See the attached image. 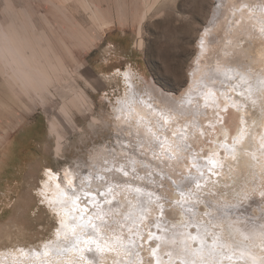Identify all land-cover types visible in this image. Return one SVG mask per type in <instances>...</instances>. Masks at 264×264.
<instances>
[{
  "label": "rangeland",
  "instance_id": "obj_1",
  "mask_svg": "<svg viewBox=\"0 0 264 264\" xmlns=\"http://www.w3.org/2000/svg\"><path fill=\"white\" fill-rule=\"evenodd\" d=\"M52 1L57 6L41 3L39 6L34 4L29 7L28 0H10L9 4L14 7L15 13H18V17L14 18L15 21H26V9L29 13L35 10V16L31 22L46 28L53 36L51 39L54 43L51 50L52 58L58 57L62 66L71 71L73 80H75L74 87L85 92L86 100L77 103L66 112L61 108L62 96L66 95L62 86H49V93L46 91L38 93L25 91L20 86H18L20 90H17V93L12 92L9 90L7 82H11L13 87L16 85V89L17 83L12 81L13 76L0 62V160L2 156H4V161L7 159L8 148L13 144L12 151L15 153L12 164L9 165L5 161L1 167L0 162V255L30 252L31 250L35 253L37 248L38 250L40 248V253L46 258L42 252L45 248L44 243L52 242L50 240L53 239L57 242V237L54 235L60 228L59 221L56 219L57 215L51 214V206L40 203L41 200H38L37 194L46 167L51 168L59 175L62 185L66 173L70 172L75 180L74 191H79L84 187L89 192H105L106 196H98L97 199L102 202L99 204L100 217H103L107 222L116 221V218L110 213H106L105 209L101 210V206L106 205L107 201L117 200L114 199V196L117 197L120 193H125L127 199L137 204L135 189L139 188L145 197L149 192L153 193V201L158 196H162L166 201L163 215L167 225L166 231L161 233L168 232L169 234L182 223L209 224V216L204 215L205 212H209L214 218L209 224V233L206 237L209 245L212 239L216 238L215 235L220 233V228L227 229L233 237L239 235L237 237L242 242L243 240L247 242L248 239L255 242L261 235L264 236V199L260 196V191H264V166L261 168L256 165L257 170L253 166L252 172L246 170L244 161L250 154L252 146L250 142L253 140L254 134L250 137V133L252 134L253 131L252 128H247V132L245 131L247 134L240 136V130L232 127L233 120L229 102V104L227 101L222 102V105L224 107L227 105L228 108L226 106L223 110L220 124L225 125L226 123L230 127L232 135L230 138H226V143L229 142L231 147L233 141L236 140L235 152L226 154L224 149L219 146L220 143H225V139H219V141L221 140L219 142L210 138L207 130L211 128L212 124L209 119H206V115L196 120V126H183L184 133L196 129L191 133L192 138L190 139L192 140L185 139L184 134L179 135L184 137L185 142L182 138L178 141L188 145V149L184 150L186 154L190 152L193 157H198L203 161V158L208 156L209 147L216 146V148L220 147L219 151L226 159H230L231 162L235 160L237 163L238 168L233 173L236 176L232 174L231 177L228 172L223 177L221 173H218V176L213 175L210 179L200 181V188H197L195 182L191 183L190 188L183 187L180 182L189 174L190 169L183 170L173 163L169 164L167 159L163 158V153L169 152L168 149L166 150L170 144L169 137L174 138L171 129L165 123V117L156 115V120L153 121L157 129L154 131L151 128L153 121L149 123L150 126L146 127L145 125L144 130L136 127L130 119H125L123 122L125 124L120 123L121 121L118 122L121 115L119 110L123 105H116L117 99L123 102L125 99H130L132 95L139 103L146 99L147 103H153L159 108L165 105L168 99L172 98L173 101L180 99L191 91L194 93L191 92L192 95L198 97L199 93L201 95L205 92L204 90L207 91V87L204 88L196 83L194 85V81L203 75L208 77V70L214 69L215 71L218 65L222 70L227 66L231 68V64L226 63L227 60L219 59L223 49L216 43V39L225 37L227 34L230 37L233 34H231L232 27L230 26L235 24L234 21L236 24H240L239 22L242 20L234 18L231 11H228L229 15L215 21L216 13L220 8L219 3L224 1V7L232 9L234 4L231 0H160L141 22L139 10L143 9V3L152 5L154 0ZM254 4L258 6L257 3ZM87 6L96 9L103 25L91 20L86 11ZM7 9L6 1L0 0V21L2 22H9L12 19L10 15L7 16ZM136 9L139 11L137 14L134 11ZM252 14H249L251 20H256L253 21V24L256 25L253 27H257L259 20L264 21V18H256L257 14ZM253 29L252 34L247 37L240 35L241 49L247 51V55L250 57L248 59L243 57L241 65L252 63L251 66L256 67L255 69L259 71L255 70V72L264 78V27L260 28L261 30ZM138 30L139 34H137ZM140 40H142V46L138 47ZM61 41L66 42L67 47L70 46L68 47L70 52L64 51V47L59 44ZM203 42L211 43L201 45ZM239 56H241L240 51H230L228 57L233 59ZM212 61L216 66H212ZM121 67L124 71L117 73L115 70ZM260 67H263L262 71ZM124 72H127L128 75L125 76ZM139 72L143 74H139ZM52 73L60 75L61 69L57 74ZM240 76L243 77V75ZM234 79L236 78L234 77ZM225 80L227 83L221 85L220 91L222 92L223 88L226 89L225 86L229 87L232 84V77H225ZM65 87H67L66 84ZM237 89H240V92L234 91L233 94L236 93L239 100L243 98L242 101H244H239V103H245L242 107H245L246 110L250 109L248 110L250 111L249 115H254L256 122L259 113L261 116L264 115L262 113L264 108H260L257 102V97L261 94L250 95L257 102H254L251 97L254 105L249 99V95L247 96L244 85ZM241 90L246 94L242 95ZM215 91V94L221 96L222 92L219 93L220 91L217 89ZM225 92L231 94L227 89ZM213 93H210V98H216L215 101L211 100L216 102L213 104L217 105L218 98ZM263 95H261V99ZM246 103L251 107L248 108ZM140 104L142 107H146L143 102ZM148 108L149 106H147ZM258 108L260 112L257 110ZM231 109L233 108L231 107ZM245 109L244 111H246ZM132 112L134 111L132 110ZM155 112L157 113V111ZM249 131L251 132L249 133ZM197 133L203 135L202 140L204 145L207 144V148L200 147L201 150L192 143L193 139L198 136ZM154 134L160 136L161 142L164 143L163 148L153 146ZM249 138L251 141L248 140ZM203 154L205 155L203 156ZM172 156L175 160L173 153ZM181 160L188 163L190 161L186 158ZM124 172H127L128 175L125 176ZM192 175L195 176L197 173L193 170ZM177 185L183 189V195ZM64 186L67 187V185ZM8 189H11L10 192ZM69 191L74 192L72 189ZM238 193H247L250 197L243 201L247 209L246 212H223L222 209L225 205L236 203L235 197ZM182 200L183 204L176 203V201ZM153 208L160 218L161 211L158 204L146 205L144 211L151 212L154 211ZM10 221L15 223L18 228L14 227ZM187 229L193 230L194 233L196 231L195 228ZM233 230L237 232L234 233ZM220 234L225 235L222 232ZM252 242L249 241L248 244ZM138 244L141 245L139 242ZM29 247L30 249H28ZM244 248L248 249V247ZM33 252L31 251V253ZM101 253L103 252L90 254L99 257ZM98 257L97 263L99 264ZM163 258L168 261L167 253L163 255ZM171 258H174L173 264H179L178 258L173 255ZM38 259L36 258V261ZM145 259L148 257L146 256ZM77 261L80 262V260ZM44 263L47 264L46 261Z\"/></svg>",
  "mask_w": 264,
  "mask_h": 264
},
{
  "label": "bare ground",
  "instance_id": "obj_2",
  "mask_svg": "<svg viewBox=\"0 0 264 264\" xmlns=\"http://www.w3.org/2000/svg\"><path fill=\"white\" fill-rule=\"evenodd\" d=\"M5 1L8 4V9L6 11V14L8 17L10 15L12 17V19L9 22L0 21V62L3 65V67L8 70L9 74L11 76H13L12 81L17 83V89H16V85H14L15 87H13V84H11V82H7L9 90H11L12 92H16L17 90H20L18 88V86H20L25 91H34L37 93L39 91H46L49 93V89H48L49 86H54V87L62 86L64 88V91H66V95L62 96L63 102H62L61 108L63 111H66V112L71 107H74L77 103H82L83 101H85L86 100L85 92L78 87L77 88L74 87V85H73L74 84L73 82L75 80H73V77H72L73 75H72L71 71L67 70V68L65 66H62V64L60 63V59L58 57H56V59L52 58L53 52H51V50L54 47V43L51 39L53 38V36L51 34H49V32L46 28H42V26L40 27V26L36 25L35 23L31 22V19L35 16V12H34L35 10L32 11V13L31 12L29 13L28 9H26V11H25L26 16H27V18H25V19H27L26 21H24V22L15 21V19L18 17V15H17L18 13L16 14L14 11V7L11 4H9L10 0H5ZM65 1L69 2L70 0H65ZM159 1L160 0H154L152 5H148L147 3H143L144 6H143V9H141L142 11L139 10L140 11V14H139L140 22L146 18V16L149 14V12H151L155 8V6L159 3ZM251 1L252 2L254 1V2L252 3ZM231 2L234 4V7L232 9L225 8L224 7L225 6L224 1H222L221 4L219 3L220 8L218 9V12L216 13V20L215 21L219 20V18H221L223 16L229 15L228 11H231V15L234 16V18L237 17L239 20H242V22H239L240 24H236V22L234 21L235 19L233 18L234 19L233 21L235 24H232L230 26V27H232L231 34L232 33L233 34L232 35L229 34V35H231L230 37L227 36L228 34L227 35L225 34L226 35L225 37H222V38L217 37V39H216V43H218L219 46H221L223 49L221 51V57H219V59L221 58L222 61L227 60L226 63L229 62L233 67L230 65L231 68H229L227 66V68L223 67L224 70H222L221 67H219V65H218L216 67L217 70L215 69L216 72L214 71V69L208 70L209 71L208 77H204V75H203V77L200 76L194 81V85L196 83V84L202 85V87H204V88L207 87L208 92L206 90H204L205 92L201 95H200V93L199 94L197 93L198 97H195L194 95H192V93H193L192 91H191L192 93L189 92L191 94H189L187 92L188 94L185 96L181 95L182 97L180 96L181 97V98L179 97L180 99H175L174 101L172 98L168 99V101H166L165 105H162L159 108L156 107L157 105L155 106L153 103L152 104L149 102L147 103L146 99L145 100L141 99V100H143L141 102H143V104H145V106H146V107H142L140 104L141 102L139 103L138 100L136 98H134V96L131 95L130 99H134V101H135L131 106V111L130 112L124 111V110H122V107H121L119 110L121 115H120L118 122L121 121L120 123L125 124V123H123L124 120L130 119V121L132 120L136 127L140 128L141 130H144L147 127V125L150 126L149 123H151V121L156 120V117H157L156 115L158 114L162 118H164V117L166 118L165 123L171 129V133H173V134L175 133L177 135L184 134L186 136L185 139L187 138V140H188V139L192 138L191 133H192V131H195L196 129L189 131V133L188 132L184 133L183 132L184 131L183 126L184 125L187 127H188V125L191 127L196 126L197 125L196 120L201 118V117H205V115H206V117H207L206 119H209L210 123L212 124L211 128L207 130L208 133L210 134V138H214L215 140H218V141H219V139H222V140L225 139V142H226V138H228V137L230 138L231 137L230 135H232V132L230 131V127L226 123H225V125H221L220 120H221V117L223 114V110L227 106V105H225V107H224L222 105V102L227 101V103L229 102L230 106L233 108V109H231V107H229L230 108L229 110H231V115H232V120H233L232 127L238 129V131L240 130L239 135L241 136L242 134H247V133H245L247 128H249V129L252 128L251 130L253 131V133L251 134L250 133L251 131H249V133L251 135L250 137H252V135L254 134L253 138H252L253 142L250 140V138L248 139L251 141L250 143L252 144V146L250 148V154L246 156V160L244 161L246 168H247L246 170L251 171L253 166L255 167L257 165L261 168H263V166H264V147H262V146H264V123H263L264 115L262 114L263 116H261V113H259L258 118L257 119L255 118L256 119V122H255L254 117H253L254 115L253 116L249 115L250 111H248V110H250V109H248V108L251 106L247 104L248 101H246L247 102L246 104L248 105V108H247L248 110H246L245 107L244 108L242 107L243 104H245V103H243V104L239 103V101H242L243 98L241 100H239V98L236 96V93L235 94H233V93H234V91L235 92L237 91V93L240 92L239 91L240 89H237V87L240 88L242 85H244L246 90H247V96L249 95V97H250V98L248 97L249 99H251V97H252L250 95L255 96V95H259V94H261V95L264 94V78H263V76L261 77L259 75V73L257 74L255 72V70H257V69H255L256 67L253 68L251 66L252 63L251 64L244 63V64H247L244 66L241 65V62H243L242 61L243 57H246L247 59L250 57L247 55V51H244L241 49L242 48V42L239 41L240 35L247 37V36L252 34V32L254 31L253 28H255V29L257 28L259 30L260 28L264 27V21H261V20H259V22H258L259 25L257 24V27H253V26H256L253 24V21L255 19L252 21L250 18V15H249V14L255 13L254 15L257 14L256 18L257 17L264 18V0H231ZM41 3L42 4L47 3V4H51L53 6H57L52 0H28L27 5L29 7L31 5H34V4L36 6H39V5H41ZM254 3H257L258 6H256ZM67 6H69V5H67ZM29 7H27V8H29ZM86 11L94 23L98 22L100 25H103L102 19L99 18L98 14L96 12V9H93L92 7L87 6ZM134 11H135V14H137L139 12L138 9H136ZM230 20H231V18H230ZM90 24H92V23H90ZM229 28H227V30L230 32ZM90 29H91V27H90ZM87 31L90 32L89 30H87ZM139 33L140 32L138 30L137 34H139ZM140 36H141V34H140ZM209 39H210V37H209ZM202 41H203V39H202ZM216 43H215V45H216ZM59 44L64 47L65 52H70V50L68 48L70 46L67 47L66 42L61 41ZM204 44H206V42L205 43L203 42V44H201V45H204ZM212 44H213V42H212ZM141 46H142V40H140L138 42V47H141ZM215 47H217V46H215ZM206 49H208V47H206ZM206 49H205V51H208ZM209 50H211V49H209ZM230 51H240L241 56L232 59V58L228 57L230 54ZM203 55H204V53H203ZM198 62H199V60H198ZM221 63H223V62H221ZM226 63H225V66H226ZM229 63H227V64H229ZM221 65L224 66L223 64H221ZM212 66H216V64H214V62H213ZM198 67H200V66H198ZM260 68L262 71L263 67H260ZM60 69H61L60 75H55L54 73H52V72H55L57 74L58 70H60ZM200 69H201V67H200ZM208 69H210V68L208 67ZM253 69H254V71H253ZM44 70H46V71L44 72ZM257 72H259V71L257 70ZM140 73H142V72H139V74ZM142 74H141V76H142ZM230 75H232V76H230ZM240 75H243V77ZM225 77L226 78L232 77V84L230 83L231 85L229 87L225 86L227 91L231 94H227V92H225L226 89H224V88L222 89L223 92L220 91L221 87L223 85H225L224 84L226 82ZM234 77L236 79H234ZM240 77H242V78H240ZM71 81H72V83H70ZM212 82H213V84H212ZM241 83H242V85H241ZM65 84L67 85V87H65ZM198 87L200 88V86H198ZM196 88H197V85H196ZM209 88H211V89H209ZM214 88L217 89L218 91H220L219 93L222 92L221 96L215 94L216 91ZM249 89L251 91H249ZM241 91L243 92V90H241ZM195 92H196V90H195ZM210 93H213V95H215V97L217 95V98H218L217 99L218 100L217 105L213 104L216 102H213V100H211L214 98H210L211 97ZM243 94H246V92L245 93L243 92L242 95ZM261 95H259L260 97L256 96L258 99L257 102H258V105L260 106V108L261 107L264 108V98H263L264 95L262 96V99H261ZM245 99L247 100V98H245ZM252 99L254 100V97H252ZM252 99H251V101H252ZM159 100H161V99H159ZM215 100H216V98L214 99V101ZM254 102H256V101L254 100ZM254 102L252 101L253 104H254ZM262 102H263V104H262ZM258 105L256 104V106H258ZM147 106H149L148 109H150V110L147 109ZM227 108H228V106H227ZM244 109L246 111H244ZM132 110L134 112H132ZM154 110L157 111V113ZM257 110L260 112L259 108ZM262 113H264V112H262ZM141 119H144L145 123H143V124L138 123ZM154 121H153V124H151L152 125L151 128L153 129V131L157 129L156 125L154 124L155 123ZM223 124H224V122H223ZM145 125H146V127H145ZM126 126H128V125H126ZM133 128H134V126H133ZM187 129L189 130V128H187ZM205 131H206V129H205ZM201 133H203V132H201ZM145 134H147V133H145ZM245 136H248V135H245ZM202 137H203V135L199 133L198 136H196L193 139V142L191 141L195 145V147H196V145L199 148L200 147H203V148L208 147L207 144L204 145ZM161 138H163V137H161ZM169 139H170V144L169 145L167 144L168 148H166V150L168 149L171 154L173 153L175 160H173V159L169 160L167 158V156L164 155L165 152L163 153V158L167 159L169 164L171 163V165H172V163H173L176 166H178L179 168H182L183 170L192 169L191 159L193 158V156L191 155V153L189 152L188 154H186V153H184V150H180V151L176 150L178 146L186 145V144L182 143V141L180 143V141H178V139L173 138L172 136H170ZM182 139L184 140V137ZM190 140H192V139H190ZM241 140H240V142H241ZM184 142H185V140H184ZM188 143H189V141H188ZM250 145H248V146H250ZM13 147H14V144L8 148L9 149L8 156H7V159L5 160L9 165L13 163V160L15 158V153L12 151ZM219 150H221L220 147H218V148H216V146L214 148L209 147L208 155L212 154L218 163L223 164L222 169L217 168V172L221 173V176L224 177L227 175L228 172H230V176L232 177V174L235 173V170L238 168L237 163L235 160L231 162L230 159H226L225 156H223V154L220 153ZM238 152H239V150H238ZM226 154H228V153H226ZM204 155L205 154H203V156ZM237 155H238V153H237ZM3 158H4V156H2V158L0 160L1 167L3 165V162H5ZM182 158L190 159L189 163L185 160L180 161V159H182ZM167 161H166V163H168ZM256 167H255V169L257 170ZM1 170H2V168H1ZM258 170H259V168H258ZM42 173H43V171H42ZM206 173H207V171L205 172V174ZM43 175H44V173H43ZM233 175H235V174H233ZM72 178H73V175H72ZM45 180H46V177L43 176V178L41 179V184ZM221 184H223V183H221ZM75 188H77V187H75ZM38 189H39V190H37L38 191L37 194L39 196L38 200H41V186ZM10 190L11 189H8L9 192H10ZM43 191L46 193V198H45L44 203H46L47 206H51L50 207L52 209V211H50L51 214L54 211L56 213H60V215H57V217H56V219L59 221V226H60L61 219L63 220V223L68 226V228L63 230V231L68 232L69 238H71V236L73 235V231L79 233L81 231V229L79 227L80 221L78 219H76L77 213L75 211H73V212L68 211V209H71L73 207L72 202H70L68 200V196L63 197V200L65 201L64 203H61L60 199H58L59 193L56 190V180H52L51 183L45 184ZM72 191H74V190L72 189ZM75 194H79V191H74V192L69 191V193H68L69 196L75 195ZM114 199H117V200H115L116 201L115 205L111 207L110 211H109L108 207H106L103 204V206H104L103 209H105L106 213H110L111 216H114V218H116V221H112V222L109 221L111 223V227L109 228L106 226L102 229V232L104 234V238L100 241V246L104 247L106 250L103 253H101V255L99 257L97 256L100 259L99 264H157V258L153 257L152 252H151V248L156 247V244L153 243L152 245H149L147 242V236H148V232H149V221L150 220L155 221L158 219L156 210L153 208L154 211H151V212L144 211L143 217H142L140 209L137 207V204L134 201H130L129 199H127V197L125 196V193H120L119 195H117V197L114 196ZM48 201H52V203L49 204ZM84 203L85 202L82 200L81 204H84ZM100 203H102V202H100L97 199V204L95 206L87 205V207L89 208V212L85 215V222H87L89 215H91L93 217H100L101 216L100 209H99ZM19 214L21 215L20 211H19ZM51 219H53V218L51 217ZM133 219L136 220L135 224L132 223ZM110 220H112V219H110ZM94 222L100 223V221L98 219H96ZM11 223H13V222H11ZM15 223H13V226L18 228V226ZM19 224H20V222H19ZM8 229H10V228H8ZM137 230L139 232V235L136 234ZM220 230H221L220 233L222 232L225 235L219 233L215 236L220 242L223 243L224 247H223V249L218 247L216 249V251H218V252L223 251V253L224 252L226 253V255L224 257L219 258V259H223L224 264H252L253 259L257 258L255 260H260V259L264 258V257H262V255H264V236L261 235V237L257 238L255 240V242H252L251 239H248L247 242H244V240L242 242L240 240V238L237 237L239 235L233 237L232 234H230L229 231H227V229H223V228L221 229L220 228ZM54 231H55V229H54ZM63 231L61 232L62 239L61 238H60L61 240L56 239L57 243H59L61 245H63V243H64ZM104 231H106V232H104ZM188 232L194 233L193 230H189L187 228L179 229L178 233H177V243L176 244L172 243L173 231L169 234H168V232L167 233H160L161 236L164 237V239L159 242L161 245L159 250H158L159 264H173L174 258L170 259V257L172 255H173V257L178 258L179 262L181 259H193L194 258L196 260H200L201 257L199 255H196L195 257L185 256L182 248L179 245V241L181 239H183L184 234L188 233ZM233 232L236 233L237 231L233 230ZM54 235H56V234H54ZM133 235L135 236L136 247H127L128 243H129V237L133 236ZM55 237H57V236H55ZM141 237H143V243H141V241H140ZM245 239H246V237H245ZM118 240L120 241L119 244H117ZM50 241H54V239L50 240ZM109 241L111 243H108ZM249 241L252 243L248 244ZM138 242L141 245H139ZM22 244H24V243H22ZM188 244L191 245L192 241L189 240ZM92 245H93V248H95L96 242L93 241ZM39 246H40V244H39ZM87 247H88V243H86L82 239L81 244L77 246L76 251H69L67 254H64V255L51 254L44 247H42V248H44L43 249L44 251L42 250V252L45 254L46 258L44 257L43 254L40 253L41 251H39L40 254H37V252L34 253L33 250H31L33 253H31V251L30 252L24 251V252H18V253L16 252L15 254H10V255L1 254L0 255V264H46V263H44L45 261L47 262V264H64V263L89 264L88 259H86L85 257L94 258L96 261H98L96 255H94L95 253L90 254V253L86 252ZM241 247L242 248L248 247V249L244 248L245 249L244 250ZM255 248L258 250H256ZM28 249H30V247ZM24 250H25V248H24ZM39 250H41V249L39 248ZM166 253H167V256L169 258L168 261L164 260L165 256L163 258V255ZM169 253H171V255ZM78 254L80 257L78 256ZM227 255L233 257V259L231 261H229L227 259ZM146 256L148 257V259H145ZM36 258H39L40 260L38 259V261H36ZM43 258H45L44 259L45 261L43 260ZM76 258H79V259H76ZM77 260H80V262H78ZM209 262L211 264V258H209Z\"/></svg>",
  "mask_w": 264,
  "mask_h": 264
},
{
  "label": "snow or ice",
  "instance_id": "obj_3",
  "mask_svg": "<svg viewBox=\"0 0 264 264\" xmlns=\"http://www.w3.org/2000/svg\"><path fill=\"white\" fill-rule=\"evenodd\" d=\"M117 73H120L124 71V69L117 68L115 70ZM124 75L127 76L128 73L124 72ZM249 91H251L249 89ZM111 102V101H110ZM134 99H128L125 101H120L119 99L116 100V105H123L122 110L124 111H131V106L134 103ZM207 106V105H206ZM115 110V109H114ZM138 123H145L143 119H141ZM174 138L180 139L181 137L177 134H173ZM235 144L236 140L233 141V145L230 147L226 142L223 144H220L219 146L224 149L226 153L235 152ZM153 146L154 147H164V143L161 142V139L158 135H153ZM264 147V146H262ZM188 149L187 145H180L177 147V151L180 150H186ZM165 156L169 160L173 159V156L170 152L165 151ZM192 163V169L189 170V174L184 178L183 181H181V185L183 187H191V183L195 182L197 188H200V181H204L206 179H210L211 176L216 175L218 176L217 168L222 169L223 164L218 163L217 160L214 158L212 154H209L208 156L203 158V161H201L200 158L193 157L191 159ZM195 171L197 175H192V171ZM207 171V176L205 172ZM124 175L127 176L128 173L124 172ZM44 176L46 177V180L41 184V204H44L46 193L43 191L44 185L51 183L52 180H56V190L59 193L58 199H60L61 203H64L63 197L68 196V200L72 202L73 207L71 209H68L69 212L75 211L77 213L76 219L80 221L79 227L81 231L79 233L73 231V235L71 238L68 236L67 231H63L68 228L66 224L63 223V220L60 221V228L56 231L57 240H60L61 238V232L63 231V245L57 243L56 241L52 242H46L44 244L45 249H47L51 254L55 255H64L67 254L69 251H76L77 246L81 244L82 239L88 243V247L86 249L87 253H95V252H104L106 249L104 247L100 246V241L104 238V234L102 232V229L104 227H111V223L107 222L103 219V217H93L91 215L88 216L87 222H85V215L89 212V208L87 205H93L95 206L97 204V197H104L106 196V193L101 192H89L86 191L84 188H81L79 190V194L71 195L69 196V189L74 190L75 180L72 178V174L70 172L66 173L64 184L62 185L59 180V175L55 173L51 168L46 167L44 169ZM166 179V177H164ZM64 185H67L65 187ZM162 186V185H161ZM206 186V185H205ZM178 188H180L179 185H177ZM181 194L183 195V189L180 188ZM135 193L137 196V207L140 209L141 215L143 217V213L145 210L146 205H152V204H158L161 216L155 221L150 220L149 221V232L147 236V242L149 245H152L153 243L156 244V247L151 248V252L153 257L157 258V264H159L158 259V250L160 248V241L164 239V237L161 236L162 231H166V225L167 221L164 219V207H165V199L162 196H158L155 201H153L152 196L153 193L149 192L147 197L143 195V192L141 189L136 188ZM260 196L262 199H264V191H260ZM249 195L247 193H238L235 197L236 203L232 205H225L222 209L225 213H231L232 211L236 212H246V207L243 203L244 200L249 199ZM84 201V204H81V201ZM49 204L52 203V201H48ZM176 203L183 204L184 201H176ZM115 205V201H107V204L105 206L108 207L109 211L111 210V207ZM104 206H101V210H103ZM54 215H60V213L53 212ZM183 214V210H182ZM204 215L209 216V224L212 223L213 217L211 216V213L205 212ZM96 219L100 221V223L94 222ZM132 223L135 224L136 220L133 219ZM209 224H196L192 222L188 223H182L178 226H176L173 229V237H172V243H177V233L179 228H195V233L188 232L184 234V238L179 241V245L182 248L185 256H192L195 257L196 255H199L201 258L200 260L196 259H181L179 264H210L209 258H211V264H224L223 259H219L221 257L225 256V253L223 251H216V249L219 247L223 249L224 245L222 242H220L217 238H214L209 245L206 237L209 233ZM154 229V230H153ZM137 235H139V232L137 230ZM191 240L192 244L189 245L188 241ZM96 242L95 249L93 248L92 242ZM108 243H111L110 241ZM120 241H117V244H119ZM141 243H143V237H141ZM127 247H136L135 245V236L129 237V243ZM37 254L39 253V250H36ZM171 255V253H169ZM88 259L89 264H97V261L94 258L85 257ZM242 258V257H241ZM227 259L231 261L233 257L228 256ZM252 264H264V258L260 259L258 262L253 259Z\"/></svg>",
  "mask_w": 264,
  "mask_h": 264
}]
</instances>
